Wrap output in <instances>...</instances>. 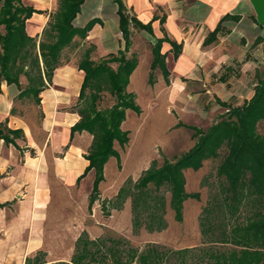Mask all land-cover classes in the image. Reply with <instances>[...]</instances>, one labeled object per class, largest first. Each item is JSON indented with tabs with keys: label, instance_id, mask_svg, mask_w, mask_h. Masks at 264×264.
Listing matches in <instances>:
<instances>
[{
	"label": "crops",
	"instance_id": "0c3cea01",
	"mask_svg": "<svg viewBox=\"0 0 264 264\" xmlns=\"http://www.w3.org/2000/svg\"><path fill=\"white\" fill-rule=\"evenodd\" d=\"M122 1L127 11L140 22L151 23L152 34L139 29L147 34L151 44L156 38L165 36L181 45L176 58L173 57L169 42L164 41L161 45L169 71V82L164 81L159 68L157 69L161 79L156 78L150 85L147 75L145 81L151 89L161 82L166 85L168 92L163 98L166 104L178 102L180 106L184 97L192 99L201 94L208 102L214 100L218 103L219 100L237 106L252 97L257 83L256 71L264 66V27L257 23L249 0ZM22 2L36 10L26 19L25 31L38 42L50 15L57 9V1ZM117 10L115 0H84L72 21L73 25L82 27L93 18L98 19V22L84 38L74 36L71 44L63 49L62 56L65 50H79L82 47L85 51L92 45L90 57L96 60L97 57H104L122 49L123 39ZM2 27L0 26V32ZM217 27L219 28L214 38L208 40V35ZM134 30L136 28L131 27V31ZM144 55L148 60L149 74L152 52ZM137 58V65L129 76L126 89L129 88L127 91L134 94V101L139 105L136 101L137 94L131 91L138 81L137 72L141 66L140 55ZM79 59L66 57L65 61L53 70L51 80L46 81L45 87L38 94V103L31 97H18L20 89L14 83L0 81V124L19 130L13 142L6 143L0 139V213L4 214L5 221L7 217H12L13 223H9L8 227L6 224H0V264L61 262L40 258L37 260V253L43 242L41 233H37L38 228L35 229L34 226V229L32 227L29 231L36 234L26 236L25 230L17 225L23 223L25 217L33 222L40 221L35 218L47 209L50 199L49 171L66 186L72 187L78 183L77 178L89 163L83 154L91 144L92 135L82 130L75 131L71 136L70 130L80 119L78 104L84 71L78 68ZM20 84L21 88H24L26 81L24 85L21 81ZM31 107V112L37 110L40 117L26 113V109ZM128 110L131 109H126L121 128L128 122ZM128 150L127 148V153ZM117 153L118 159L110 156L104 164V179L99 183V188L105 181L109 164V170L118 165V160L128 167H140L145 170L155 160L149 158V155L144 162L129 165L126 157L121 152ZM91 172L94 173L93 169L82 178L90 176ZM123 182L124 180L110 181L109 185H116L114 192L98 195L101 199L116 198ZM186 192L198 193V198L184 199L181 220H176L170 205V193L165 192L162 194L164 207L160 210L164 226L160 229H148L142 224L134 231L132 196L128 195L119 202L120 208L115 209L116 213L108 217V220L114 217L113 226L110 227L117 233H123L129 228L132 234H143L141 245L131 244L140 250L148 244L166 249L168 255L163 264H264V247L233 234V226L225 225L222 229L227 231L225 238L213 235L215 227L204 226L202 218L205 211H208L207 215L212 216L218 214L219 210L207 209L206 193L202 203L204 192ZM81 230L86 231L88 235L95 232L89 226ZM96 237L100 235L89 238ZM63 261L70 262V259Z\"/></svg>",
	"mask_w": 264,
	"mask_h": 264
},
{
	"label": "trees",
	"instance_id": "16d2710c",
	"mask_svg": "<svg viewBox=\"0 0 264 264\" xmlns=\"http://www.w3.org/2000/svg\"><path fill=\"white\" fill-rule=\"evenodd\" d=\"M84 0H58L57 9L41 32L37 42L25 31V21L36 10L24 5L22 0H0V81L14 83L19 89L18 97H31L39 102L38 94L51 80L53 70L62 64V51L69 46L74 36L84 38L98 19L89 20L84 26H74L72 21L80 10ZM118 5L119 29L123 39V48L116 53L100 57L98 61L90 57L93 46L85 49L78 60V68L84 71V78L79 93V101L86 99V104L79 108L80 119L71 126V136L75 131L85 130L92 135L88 153L84 158L88 165L77 178V182L91 169L94 178L89 198V208L98 197L99 183L104 179L103 167L110 156L118 153L113 148L116 140L120 145L128 141L127 131L121 129L126 109L138 113L140 107L134 101V94L127 91L129 76L137 65L135 53L127 56L131 45V27L143 29L152 34L151 23H142L131 15L122 0H115ZM227 17L224 16V18ZM217 27L208 35L213 39ZM166 41L171 45L173 57L180 52L181 45L167 37L156 38L151 46L152 61L148 74V83L155 82L154 71L159 68L163 79L169 82V71L166 67L165 53L161 45ZM207 41V38L206 40ZM204 41V42H205ZM115 63L113 67L111 64ZM24 75L26 85L21 88L19 76ZM257 83L252 97L241 105L231 106L218 100L226 108L225 117L212 124L207 130L193 125L178 122L177 125L193 130V146L169 161L164 158L158 166L153 160L129 187L122 186L116 195L117 203L124 197L132 196V223L134 231L142 224L148 229H160L164 219L160 210L164 207L163 193H170V205L175 212L176 220H181L182 202L187 197L198 198V193H187L183 171L187 168L199 169L203 161L214 158L222 147L226 155L218 167L224 175L228 188H237L243 177L248 174L249 182L255 190L264 195V135L257 131L259 121L264 120V66L256 71ZM86 89L89 95L86 98ZM107 90L115 102L106 109L97 107L100 92ZM19 130L0 124V139L6 143L13 142ZM161 187L164 191H160ZM225 230L219 232L225 238ZM232 233L252 244L264 247V207L253 214L244 225H235ZM109 245L100 238L90 239L83 231L76 239L75 251L70 262L60 264H163L168 251L155 245H146L139 249L129 245L123 238L109 239ZM253 241V242H251ZM39 260V258L37 259ZM44 264L45 261L37 262ZM56 264V263H54Z\"/></svg>",
	"mask_w": 264,
	"mask_h": 264
},
{
	"label": "rangeland",
	"instance_id": "374dc122",
	"mask_svg": "<svg viewBox=\"0 0 264 264\" xmlns=\"http://www.w3.org/2000/svg\"><path fill=\"white\" fill-rule=\"evenodd\" d=\"M56 1L57 6L58 0ZM1 32H4L3 27ZM151 46L149 37L144 32H141L139 28L131 31V45L126 55L130 56L135 53L137 56L140 55L141 58V66L137 72L138 81L131 89L137 94L136 101L141 108L138 113L128 110V113H130L128 122L122 128L128 131L129 142L127 141L124 145H120L116 140L113 142L115 151L121 152L126 157L125 160L129 161V165L140 164L149 155V158L155 159L158 166L163 163L164 158L173 161L188 151L195 142L193 130L177 125L178 122L207 130L212 124L224 118L227 111L224 106L219 105L214 100H209L210 102H208L201 94L192 99L191 97H184V101L181 100V107L178 106V102L166 104L165 100H163L168 92L166 85L161 82L151 89L145 82L149 65L144 54H149ZM83 49L81 47L79 50H65L62 62L65 61L66 57L79 59L83 55ZM98 60L99 58L97 57L95 61ZM111 65L113 67L116 66L115 63ZM154 74L155 79L158 77L161 79L160 71L157 68ZM19 81L24 85L25 76L20 75ZM88 95L89 89H86V98ZM114 102L115 98L110 92L103 90L97 100V107L106 109ZM85 104L86 99L78 104V108ZM228 104L236 106L232 103ZM31 109L32 107L26 109L28 115L32 113L40 117V113L37 110L31 112ZM257 131L264 135V120L259 121ZM127 148L129 149L128 153L126 152ZM88 150L89 148L83 156L88 153ZM225 155L226 148L222 147L216 157L204 160L199 169L187 168L183 171L187 182L186 190L204 192L201 199L202 203L205 200L206 193L207 200L205 202L207 203V209L219 210L218 214L215 213L212 216L207 215L208 211H205V215L202 218L204 226L215 227L216 234L213 233V235L217 236L226 227L225 225L230 227L244 225L253 217V214L264 207V195L258 193L251 185L248 174L243 177L236 189L230 190L228 188L224 175L218 172V167ZM109 167L110 164L106 172L105 181L101 184V188H98V194H101V196L104 193L114 192L116 185H109L110 181L120 182L124 180L120 188L122 186L129 187L132 183L131 181L135 180L144 171V168L128 167L119 160L118 165L113 166L111 170H109ZM48 175L51 184L50 199L47 209L35 218L40 219V221L33 222L28 217H25L26 220L17 225L25 230L26 236H30L31 233L36 234L29 231L32 227L33 229L34 226L35 229L38 228L37 233H41L43 239L42 247L37 253L38 258L58 261L71 259L75 251L76 238L83 232L81 229H85L88 226L95 230V232H90L88 237H95L99 234L100 237H96V239L104 240L105 245H109L108 240L114 238H123L129 245L139 246L142 244L143 234H132L128 227L125 232L117 233L110 227L113 226L114 217L112 216L111 220H108V217L116 213L115 209L120 208L115 197L101 199V196L98 195L89 208L94 173L91 172L90 176L85 179L82 178L80 182L72 187L66 186L64 182L56 179L52 171H49ZM160 191H164V188L161 187ZM216 204L219 205L217 206ZM118 213L120 214L121 212ZM9 223H12V217H7L5 221L4 214L0 213V224H6L8 227ZM12 224L10 227H12ZM228 231H230V228Z\"/></svg>",
	"mask_w": 264,
	"mask_h": 264
},
{
	"label": "water",
	"instance_id": "95a60500",
	"mask_svg": "<svg viewBox=\"0 0 264 264\" xmlns=\"http://www.w3.org/2000/svg\"><path fill=\"white\" fill-rule=\"evenodd\" d=\"M258 24L264 27V0H249Z\"/></svg>",
	"mask_w": 264,
	"mask_h": 264
}]
</instances>
